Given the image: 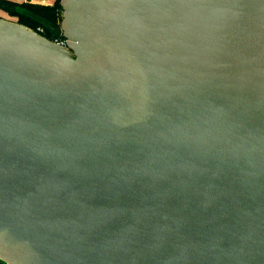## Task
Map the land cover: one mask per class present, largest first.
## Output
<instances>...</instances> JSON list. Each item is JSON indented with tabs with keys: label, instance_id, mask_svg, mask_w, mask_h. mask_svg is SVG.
<instances>
[{
	"label": "water",
	"instance_id": "water-1",
	"mask_svg": "<svg viewBox=\"0 0 264 264\" xmlns=\"http://www.w3.org/2000/svg\"><path fill=\"white\" fill-rule=\"evenodd\" d=\"M60 6L0 17V259L264 264V0Z\"/></svg>",
	"mask_w": 264,
	"mask_h": 264
},
{
	"label": "trees",
	"instance_id": "trees-1",
	"mask_svg": "<svg viewBox=\"0 0 264 264\" xmlns=\"http://www.w3.org/2000/svg\"><path fill=\"white\" fill-rule=\"evenodd\" d=\"M61 0H55L53 5L15 3L9 0H0V9L18 22L37 31L43 29V36L54 41L61 32L62 19Z\"/></svg>",
	"mask_w": 264,
	"mask_h": 264
},
{
	"label": "crops",
	"instance_id": "crops-1",
	"mask_svg": "<svg viewBox=\"0 0 264 264\" xmlns=\"http://www.w3.org/2000/svg\"><path fill=\"white\" fill-rule=\"evenodd\" d=\"M15 3H32V4H43V5H53L55 3V0H9ZM0 13H6L3 10L0 9ZM7 14V13H6Z\"/></svg>",
	"mask_w": 264,
	"mask_h": 264
},
{
	"label": "built area",
	"instance_id": "built-area-1",
	"mask_svg": "<svg viewBox=\"0 0 264 264\" xmlns=\"http://www.w3.org/2000/svg\"><path fill=\"white\" fill-rule=\"evenodd\" d=\"M38 31L40 33H42L43 29L39 28ZM55 42H57L58 44H60L62 46H67V42L64 38L57 39V40H55ZM0 264H6V263L0 259Z\"/></svg>",
	"mask_w": 264,
	"mask_h": 264
},
{
	"label": "rangeland",
	"instance_id": "rangeland-1",
	"mask_svg": "<svg viewBox=\"0 0 264 264\" xmlns=\"http://www.w3.org/2000/svg\"><path fill=\"white\" fill-rule=\"evenodd\" d=\"M0 17H2V18H5V19H9V20H12V21H18V19L17 18H12L11 16H9L8 14H6V13H0ZM61 21H62V19H61ZM61 24V23H60Z\"/></svg>",
	"mask_w": 264,
	"mask_h": 264
},
{
	"label": "flooded vegetation",
	"instance_id": "flooded-vegetation-1",
	"mask_svg": "<svg viewBox=\"0 0 264 264\" xmlns=\"http://www.w3.org/2000/svg\"><path fill=\"white\" fill-rule=\"evenodd\" d=\"M42 33H43V32H42ZM60 38H63L61 32L58 34V36H57V38H56L55 40L60 39ZM55 40H54V41H55Z\"/></svg>",
	"mask_w": 264,
	"mask_h": 264
}]
</instances>
